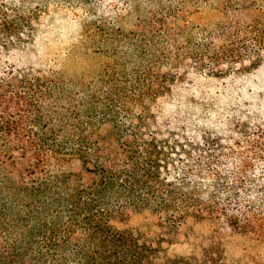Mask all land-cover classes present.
Segmentation results:
<instances>
[{"label":"trees","instance_id":"16d2710c","mask_svg":"<svg viewBox=\"0 0 264 264\" xmlns=\"http://www.w3.org/2000/svg\"><path fill=\"white\" fill-rule=\"evenodd\" d=\"M65 1L0 0V60ZM123 1L134 29L115 14L87 30L85 43L109 57L100 73L0 61V264H264L225 259L215 232L188 256L163 249L202 222L264 245V119L225 143L162 106L187 70L264 65V0ZM202 4L223 20L200 40L191 17ZM134 215L155 219L158 232L130 228Z\"/></svg>","mask_w":264,"mask_h":264},{"label":"rangeland","instance_id":"374dc122","mask_svg":"<svg viewBox=\"0 0 264 264\" xmlns=\"http://www.w3.org/2000/svg\"><path fill=\"white\" fill-rule=\"evenodd\" d=\"M210 2L220 4V0ZM141 3L148 5L147 0ZM126 4L123 0H96L94 4L85 6L74 0L60 5L51 4L36 20L30 40L11 49L0 61L32 72L100 73L102 64L109 57L104 52L94 53L95 49L85 43L88 27L96 20L106 18L112 21V16L118 14V26L124 32L134 29L137 14ZM191 19L195 35L200 40L215 31L217 24L223 20L219 10L208 4H204ZM215 43L218 41L215 40ZM223 68L226 71L220 74L187 70L174 82L169 94L163 98L162 106L168 112L183 115L198 126L216 132L226 143V140L233 142L241 139V132L249 122L264 119V65L248 72L234 69L232 65ZM127 225L152 235L158 232L156 220L144 215L132 216ZM227 231L223 222L215 225L191 223L174 240L165 242L163 249L169 257L188 256L197 253L202 243L208 242L207 238L215 232L223 238L225 259L234 261L249 255L264 257L263 244Z\"/></svg>","mask_w":264,"mask_h":264}]
</instances>
